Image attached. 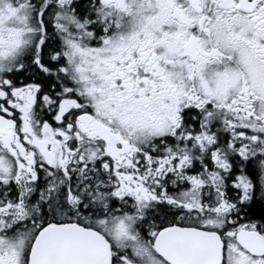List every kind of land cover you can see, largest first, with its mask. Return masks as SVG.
<instances>
[{"label":"snow or ice","instance_id":"obj_1","mask_svg":"<svg viewBox=\"0 0 264 264\" xmlns=\"http://www.w3.org/2000/svg\"><path fill=\"white\" fill-rule=\"evenodd\" d=\"M0 264H264V0H0Z\"/></svg>","mask_w":264,"mask_h":264}]
</instances>
